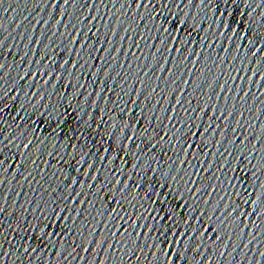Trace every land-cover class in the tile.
I'll use <instances>...</instances> for the list:
<instances>
[{
  "label": "water",
  "instance_id": "95a60500",
  "mask_svg": "<svg viewBox=\"0 0 264 264\" xmlns=\"http://www.w3.org/2000/svg\"><path fill=\"white\" fill-rule=\"evenodd\" d=\"M154 2L159 3V0ZM56 3L57 0L0 2V65H3L0 68V97H3L0 100V108L3 109L0 112V130L3 131V136L0 139L14 137L13 146L5 151L6 157L17 152L15 144L31 139L33 143L29 155L39 165L37 169L29 162L25 165L26 170L20 169L18 175L7 173L6 182L0 186V206L6 209L0 215V254H3L0 255V264H85V261L87 264H137V256L141 257L139 264H164L162 252L159 259H154L151 256L145 257L137 248L138 244H152L153 239L158 236L157 232H152L148 239L137 240L135 236L113 238L103 224L97 225V220L101 217L92 219L100 205L95 210L86 204L80 206L79 217L75 211H61L64 201L60 197L67 189L58 179L61 176L58 170L63 169V173L67 175L76 173L72 170L74 164L64 167L57 162V158L63 156L68 160L74 151L77 158L81 152L91 153L87 157L88 162H95L96 167L100 168L101 163L107 165V161L100 160V156L104 155L102 149L110 146L117 149V140L123 135L121 129L125 123H135V113H141L143 109V115L151 118L152 105L160 100L161 105L157 107L155 114L163 116L165 113L160 112L159 108L162 106L169 109L170 105L175 104L177 96L182 98L185 107H206L205 101L208 96H212L208 103L213 107L219 105L216 115L220 111L234 112V116L224 124L228 129L224 136L215 137L225 141L220 151L228 149L234 154L225 172H218L214 165L211 173L220 177L226 191H231L228 188L231 176L237 177L232 181L237 189L241 187L239 178L243 177L245 187L255 185L257 191H264L253 177V172H256L259 180L264 182V171H260L264 169V80L259 78L264 76V53L253 57L255 47L247 42L258 41L256 47L264 46V39L261 38L264 36V0H205L203 5L200 0H194L195 6L188 5L187 0H176L182 7L178 9L176 3L171 4L172 15L166 11L159 20L146 19L143 22L140 15L146 16L145 10L140 9V15H136L135 7L129 11L126 6L127 0H116L115 4L112 0H76L75 4L68 5L60 0V7H54ZM94 16L98 19L93 21L91 18ZM179 19L186 20L184 30L178 33L181 40L192 42L174 45L169 43V47L181 49L182 55L175 51L169 53L165 48L162 54L153 57L155 48L150 46L155 44L156 48L162 47L157 36H164L162 31L157 33L153 25L170 28L175 35L177 29L164 21ZM93 24L95 27H92ZM193 24L196 25L195 28ZM73 26L83 29V34L78 38L81 43L86 42L84 49L69 40L70 35H75ZM90 27L91 33L88 31ZM97 29L99 36L92 35ZM125 29L135 31L126 32ZM113 31L117 35L113 36ZM121 37L130 39L121 40ZM109 40L111 43L107 42ZM135 44H139V48ZM101 47L109 51H96ZM117 48L121 51H115ZM73 49L79 51L83 59H79ZM113 56L115 59H112ZM163 56L169 57L168 63H164ZM66 59L84 66L73 69L70 64H64ZM160 64L167 71H161ZM251 69H256L259 76L254 75ZM145 73L148 75L145 76ZM238 75L244 79H235ZM247 77H252L256 82H249ZM185 81L190 83L185 84ZM225 81L227 89L218 100L214 93L221 92L219 85ZM154 88L156 92L152 91ZM136 92L142 93L140 103L137 106L126 105L127 101L137 99ZM243 92H249L250 95L245 97ZM33 93L36 95L33 96ZM95 93H100V97ZM237 95L242 99H236ZM189 100L192 101L191 105L188 104ZM125 105L129 109L134 108V113L122 112L121 106ZM240 113H243L242 117ZM209 115H212L211 110ZM178 118L186 120L183 111L179 112ZM237 120L243 125L237 136L245 141L244 145L227 142L233 139L231 128L238 127ZM146 122L145 120L144 123ZM207 122L208 118L205 116L203 123ZM164 123L167 124V121ZM153 126L167 130L164 125H156L155 121ZM127 131L130 134L132 129ZM113 132L115 136L112 135ZM249 140L251 143H248ZM162 147L167 149L168 146L164 144ZM240 147L244 148L246 157L243 161H238ZM212 151L216 149L213 147ZM49 152L55 155L49 156ZM157 152H160L159 148ZM117 154L123 155L113 151L108 154V159ZM171 155L169 152V156ZM253 155L255 159H252ZM155 158L165 164L162 171H168L167 157L155 155ZM208 159L211 161L213 157ZM215 159L219 161L220 158L217 156ZM249 160L255 168L247 166ZM238 162L240 170L232 172L231 169ZM119 164L120 161L117 160L113 165L107 166L115 167ZM152 166L155 167L154 162ZM29 172L32 176L26 182L24 176H28ZM172 175L176 173L173 172ZM180 175L183 176L184 173L181 172ZM146 176L156 185L164 180L161 172H157L154 179L152 173H146ZM167 183L168 188H156V191L163 193L158 197L161 201L159 205L151 203L152 199H157L154 192L150 193V197L144 195L148 191V186L145 185L136 200L137 216L141 212L145 217L149 212L164 215L160 208L179 202V193L189 199L182 180L174 183L168 177ZM203 184H217V181L205 179ZM76 188L79 190V185ZM53 189H56L55 193L52 192ZM223 194L220 186L213 197L205 196L204 191H201V205L203 206V200L208 199L215 204L219 195ZM141 204L143 208L140 207ZM125 207L129 212L133 211L127 204ZM144 208L148 212H144ZM208 210L211 211V207ZM248 210L251 211V208ZM54 211L61 216H71L76 223L73 224L72 220H58L53 215ZM102 219L108 223L107 217ZM251 219L255 221L254 224L248 223L246 218L244 224L236 228V237L232 242L241 247L235 251L227 249L231 255L224 257L220 256V251H224L223 246L215 251H208L206 248L202 250L206 257L204 264L209 261L214 264H264V257L260 255L264 253V212ZM139 222L149 225L153 223L150 219ZM114 223H109L111 231L116 230L112 226ZM245 225L246 235L240 232V228ZM123 227L128 228L129 225L124 224ZM89 230L95 235L88 236ZM81 231L85 233L83 238L79 235ZM228 231L231 232V229ZM92 239L107 240L114 247L108 248L105 244L106 251L100 252L94 244L87 243ZM121 240L123 244L119 243ZM82 243L85 247L92 248L91 254L83 252L79 247L73 252V244ZM244 244L249 247L243 248ZM160 246H163L162 238ZM131 249H136L135 255H132ZM148 251L149 249H144V253ZM187 255L191 264H197L201 259H193L191 252Z\"/></svg>",
  "mask_w": 264,
  "mask_h": 264
},
{
  "label": "snow or ice",
  "instance_id": "6c2138e0",
  "mask_svg": "<svg viewBox=\"0 0 264 264\" xmlns=\"http://www.w3.org/2000/svg\"><path fill=\"white\" fill-rule=\"evenodd\" d=\"M2 2V0H0ZM102 2V0H101ZM115 4L116 0H112ZM227 2V0H226ZM69 3H76V0H63L64 5ZM176 3V0H159V3L154 2V0H127L126 6L129 11L133 7L137 9L136 15H140L139 10L144 9L147 13L146 16L140 15V20L143 22L146 19H151L152 21L159 20L164 12H169V15H172L170 12L171 4ZM205 0H200V4L203 5ZM188 5L195 6L194 0H187ZM125 5H122L124 7ZM54 7H60V0H57V3ZM87 7V5H85ZM176 7L180 9L182 7L181 3H176ZM159 8V10H158ZM189 15V14H185ZM93 21L98 19V17H92ZM84 21H81L83 23ZM59 23V22H58ZM164 23H170L177 29V34L172 33V29L163 28L162 25H153L156 28L157 33L161 31L164 33L163 38L159 35L157 39L162 47L156 48L155 44L150 47L155 48V52L152 53L153 57L157 54H162L164 49L167 48L168 52L173 51L180 53L182 50L179 48L169 47V43H191L192 41H182L180 38L179 32L184 30V25L186 20L179 19L168 21L165 20ZM67 27V25L65 26ZM92 27H95L93 24ZM107 27V25H105ZM196 25L193 24V28ZM75 35H70L69 40L72 44H79L81 49L86 47V42L81 43L78 38L83 34V29H77L73 26ZM135 31V29H125V31ZM91 33V27L88 29ZM113 36L117 35L113 31ZM189 36H191V31H189ZM92 35L99 36V29L96 30ZM91 37H89L90 39ZM264 39V36L261 37ZM130 39L128 37H121V40ZM143 39V37H141ZM111 43V41H107ZM248 44H252L255 47V51L252 52L253 57L257 56L260 53H264V46L256 47L258 41L254 42L253 40H248ZM135 47L139 48V44H135ZM73 51H76L73 49ZM96 51L108 52V49L103 47L96 49ZM115 51L120 52L121 49L117 48ZM110 54V53H109ZM76 55L79 59H83L80 56V52L76 51ZM135 55V53H133ZM91 58V52H89ZM97 59H99L97 57ZM112 59H115L113 56ZM187 59V57H185ZM164 63L169 62L168 56H163ZM65 65H71L73 69L78 67H83L84 65L73 63L71 60H65ZM3 65H0L2 68ZM161 71H167L164 68L163 64H160ZM254 75L259 76V72L256 69H251ZM47 74V73H45ZM148 74L145 73V76ZM261 80H264V76H259ZM23 79V77H21ZM235 79H244L239 75ZM249 82L255 83L252 77H247ZM175 83V81H173ZM48 83V81H45ZM103 83V81H101ZM190 81H185V84H189ZM83 87V85H80ZM221 92L214 93V95L219 100L221 94L227 89V81L224 84L219 85ZM132 91H136L132 89ZM156 92L154 88L152 90ZM242 91V90H241ZM129 95L130 93H125ZM33 96L36 93L32 94ZM89 95H92L90 93ZM99 98L100 93H95ZM137 99H131L126 102L133 106H137L140 101L139 97L142 95L141 92H136ZM249 92H243V96H249ZM3 97H0L2 100ZM15 99V97H13ZM147 99V98H146ZM212 99V96H208L205 101L206 107H185L184 102L180 96L175 97V104L169 106V109H164L162 106L159 108V111L165 113L163 116L156 115L155 111L161 101H156L152 105L153 115L151 118H147L143 115V109L141 113H135L136 121L134 124L125 123L121 132L123 133L121 138L117 140V149L110 147L102 149L104 155L100 156L101 162L107 161V165H113L115 161L119 160V166L108 167L101 163V167L97 168L95 162L89 163L88 156L91 153L81 152L79 157L73 154L69 156L68 160H65L63 156L57 158V162L62 164L64 167H69L71 164H74L75 167L72 169L76 175H67L63 173V169H59L61 176L58 177L63 187L67 191L63 192L60 199L64 201V208L61 211H75L76 216L81 215L80 206L88 205L90 209H97V205H100V209L96 211V216H93L92 219L96 220L97 217H101L100 220H97V225L103 224L104 229L110 232V235L115 238L117 236H135L137 240L144 238L148 239L152 232H157V238L153 239L152 244H143L137 245V248L141 251L142 255L145 257L151 256L154 259H159V254L162 252L164 255V264H191L188 260V253H193V259L196 257H201L197 264H204L206 257L203 255L204 249L207 248L208 251L219 250L223 246L224 251H220V256L224 257L226 255H231L230 252H227V249L231 248L233 251L237 250L240 245L234 244L232 241L236 237V228L244 224L245 219H248V223L254 224L252 217H258L261 212H264V191H257L256 186L251 188L245 187L243 183V177H240L241 187L237 189L236 185L232 183L233 180H236L237 177L231 176L228 179V188L231 191H226L223 187V181L220 177L216 176L215 173H211V169L216 165V170L218 172H225L227 170L228 164L232 162L233 152L228 149L220 151L223 147L224 139H215L217 135L221 137L224 136V133L228 130L224 127V124L229 121L230 117L234 116L232 111H220L219 115H216V112L219 111V105L217 104L213 107L208 103ZM236 99H242L240 95L236 96ZM192 101L189 100L188 104L191 105ZM121 106V111H128L134 113V108L129 109L127 106ZM235 105H233V108ZM209 110H211L212 115H209ZM3 109L0 108V112ZM171 112L169 115L168 112ZM183 111L186 117L185 119L178 118L179 112ZM241 117L243 113H240ZM208 118V122L203 123L204 117ZM147 121L144 123V121ZM153 121L156 125H164V128L167 130H161L153 126ZM167 121V124L164 122ZM238 127L231 128L233 133V139L227 141L229 144L244 145L245 141L240 139L237 136V132L240 127H243L240 120L236 121ZM251 127V125H249ZM131 128L132 131L129 134L128 129ZM209 133L212 135L210 136ZM179 134V135H177ZM23 136L24 133H21ZM115 136V132L112 133ZM242 135V134H241ZM0 136H3V131L0 130ZM155 141V142H153ZM14 137H7L6 139H0V186L6 182V174L12 172L13 176L19 174L20 169H25V165L29 162L34 168L39 169L35 159L30 158V152L32 148L33 141L28 139L27 142H21L20 144H15L17 152L12 153L11 157L5 156L6 149H11L14 144ZM248 143H251L249 140ZM166 144L167 149L163 148L162 145ZM215 148L216 151H212V148ZM75 148V146H73ZM160 149V152H157V149ZM113 151L118 153H123V155H113L112 159H108V154ZM171 152V156H169ZM162 155L167 157V168L168 171H162L165 167V164L160 160L155 158V155ZM203 154V155H201ZM49 156L55 155V153L49 152ZM219 156V161L215 158ZM174 157V158H173ZM208 157H213V160H209ZM244 148L240 147L238 161H243L245 159ZM252 159H255V156H252ZM147 161V163H145ZM153 162L155 167H153ZM247 166H252L255 168V165H252L251 160L248 161ZM191 169V171H189ZM26 170V169H25ZM239 169V162L231 169L232 172H236ZM41 171H43L41 169ZM264 171V169H260ZM107 175H104V173ZM161 172L164 180L158 185L150 182L146 176V173H152L153 179L155 174ZM175 172L176 175H172ZM181 172L184 173L181 176ZM208 173L209 175L205 176L204 174ZM55 176L56 174L53 173ZM29 176H32V173L29 172L28 176H24V180L27 182ZM171 177L174 183L183 181L185 190L188 194L189 199H185L182 193H179V202L175 203L170 207H161L160 211L164 215H153L151 212L148 213V216L145 217L143 212L139 216L136 215V200L139 199V194L144 190L145 185L148 186V191L144 192L146 197H150V193H155L157 199H152L151 203L153 205L161 204V201L158 199L163 193L156 191V188L161 189L168 188L167 179ZM195 177V179H193ZM253 177L256 179V184L259 185L261 190H264V182H261L256 175V172H253ZM216 180L217 184H203V180ZM67 181V183H64ZM36 183H39L36 181ZM79 185V190L76 186ZM220 186V191L223 192V195H219V198L216 200L215 204H212L211 199L203 200V206L201 205V191H204L205 196L213 197L217 193V187ZM206 189H211L207 191ZM56 189H53L52 192L55 193ZM134 193V194H133ZM19 195V193H18ZM70 202V205H69ZM128 205L133 209L132 212H129L125 205ZM143 208V204L140 205ZM211 207V211L208 208ZM251 208V211L248 210ZM6 209L3 206H0V215H2ZM155 211V209H153ZM144 212H148L147 208H144ZM123 213V214H122ZM91 214V213H89ZM53 215L56 216L58 220H72L71 216H61L59 212L54 211ZM107 217L108 223H105L102 219ZM142 219H150L153 221L151 225L145 223L141 224L139 221ZM115 222L112 226L116 228L115 231L109 229V223ZM73 224L76 223L75 220H72ZM128 224V228H124L123 225ZM119 225V227H117ZM258 227V225H257ZM247 226L240 228L242 234H247ZM135 229H140L141 231H135ZM144 229H147L145 232ZM231 229V232L228 230ZM2 235V233H0ZM82 238L84 237V231H81L79 234ZM88 236H94L95 233L91 230L87 232ZM161 238L162 244L161 247ZM89 245L94 244L97 248L100 249V252H105L106 248L104 247L107 244L108 248H113L114 245L108 244L107 240L97 241L95 239L87 241ZM123 244V240L119 241ZM135 243V241H133ZM251 243V241H250ZM210 246V247H209ZM79 247L85 253H92V248L90 246L85 247L84 244L76 245L73 244V252ZM243 248H248V244L242 245ZM147 248L149 251L144 253V249ZM155 249V251H152ZM27 251V250H26ZM132 255H135L136 249L130 250ZM3 255V254H0ZM264 257V253H260ZM76 259H83V257H75ZM137 264H139L141 257L137 256ZM87 264V261H85ZM208 264H214L213 261H209Z\"/></svg>",
  "mask_w": 264,
  "mask_h": 264
}]
</instances>
